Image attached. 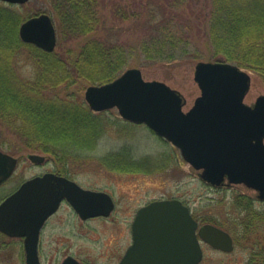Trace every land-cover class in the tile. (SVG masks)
Here are the masks:
<instances>
[{
    "label": "trees",
    "instance_id": "obj_1",
    "mask_svg": "<svg viewBox=\"0 0 264 264\" xmlns=\"http://www.w3.org/2000/svg\"><path fill=\"white\" fill-rule=\"evenodd\" d=\"M189 1L50 0L59 33L54 51L22 41L18 30L28 17L19 5L0 1V147L62 159L93 148L102 122L78 94L87 85L111 81L132 64L221 58L264 81V0H207L208 12L200 19L180 9ZM41 8L39 13L48 10ZM129 19L143 31L134 32L139 34L135 41L119 35V23ZM90 33L95 35L78 50L66 45ZM23 51L32 58L35 78L18 72Z\"/></svg>",
    "mask_w": 264,
    "mask_h": 264
},
{
    "label": "water",
    "instance_id": "obj_2",
    "mask_svg": "<svg viewBox=\"0 0 264 264\" xmlns=\"http://www.w3.org/2000/svg\"><path fill=\"white\" fill-rule=\"evenodd\" d=\"M23 4L29 0H1ZM46 12L33 15L20 26L22 41L33 43L47 51H54L58 43L57 27ZM195 80L201 89L193 106L185 110L186 96L160 80H146L139 67H129L111 81L90 84L85 99L91 110L103 111L116 107L120 115L135 123H145L156 133L179 147L188 163L201 171V177L220 184L225 177L230 182H244L260 191L264 198V94L253 105L245 102L251 88L252 74L239 65L224 60H200L196 64ZM36 163L46 155L29 153ZM19 157L0 148V185L14 173ZM67 198L77 212L86 216L84 208L94 204L87 214H108L114 207L106 192L85 189L67 176L45 172L25 180L14 192L0 202V231L13 237H24L26 264H41L39 235L47 218ZM181 206L178 200L155 201L150 206ZM189 215V213H188ZM138 220V219H137ZM135 220V228L138 221ZM193 225V257L178 259L173 250L154 252L156 259L133 261L128 257L119 264H196L202 250ZM216 230V238L204 235L207 229ZM215 246L220 235L229 234L206 225L200 231ZM138 239L136 237V242ZM62 264H81L69 256Z\"/></svg>",
    "mask_w": 264,
    "mask_h": 264
},
{
    "label": "rangeland",
    "instance_id": "obj_3",
    "mask_svg": "<svg viewBox=\"0 0 264 264\" xmlns=\"http://www.w3.org/2000/svg\"><path fill=\"white\" fill-rule=\"evenodd\" d=\"M125 1L134 2V0ZM208 3L207 0H191L180 9L185 11L187 16H196L200 19L202 14L208 12ZM41 7L48 9L49 11L44 12L53 17L50 0H30L19 5L18 8L23 16L29 17L39 13L38 9H42ZM142 16L144 18L143 14ZM54 21L57 26L55 19ZM119 25L120 38L135 41L138 39L135 35L143 32L135 26L134 20L122 21ZM94 35L95 33H90L67 42L66 45L78 50ZM202 50L207 51L204 47ZM21 55L18 64L20 76L25 79L35 78V65L30 54L23 51ZM200 60L210 59H184V61L150 63L143 66L132 64L128 68L139 67L146 80H160L181 91L187 98L184 109L188 110L201 93L194 74L196 64ZM214 60L216 59L210 61ZM247 71L252 74V83L245 102L252 105L258 96L264 94V81L255 71L250 69ZM87 86L78 94L79 100L85 99ZM59 95L70 97L66 90H59ZM94 114L100 117L103 132L98 139H95L93 148L79 150L74 153L73 158L68 159L56 158L55 155L45 152H35L46 155L47 159L42 163L31 161L28 150L13 154L18 156L20 161L14 174L0 185L1 202L25 180L51 171L66 175L85 187L109 191L115 196L117 201L115 213L109 218H97L87 223L75 218L68 207L62 208L44 231V241L41 245L44 264H58L67 254L75 255L88 264H116L121 237L118 221H121L122 217H131L132 210L146 199L163 194L191 199L194 206L211 211L230 230L236 232L234 223L226 222L234 215V205L238 200L237 186L232 185L227 188L210 186L200 176V170L182 157L179 147L160 137L144 123L125 120L116 107ZM258 206L264 207L259 203ZM256 225L254 230H248L244 235L247 240L236 244L232 252L223 253L208 248L204 264H264V225L260 223ZM23 246L24 240L21 237L8 236L0 231V264H25Z\"/></svg>",
    "mask_w": 264,
    "mask_h": 264
},
{
    "label": "flooded vegetation",
    "instance_id": "obj_4",
    "mask_svg": "<svg viewBox=\"0 0 264 264\" xmlns=\"http://www.w3.org/2000/svg\"><path fill=\"white\" fill-rule=\"evenodd\" d=\"M205 182L210 184V186H215L219 188H227L231 187L232 185L237 186L238 190L236 191V199L238 200H236L237 204L234 205V215L232 216V218H229L230 220L228 222H226L227 224L234 223V226L236 227L235 233L230 230L229 227H227L223 221H220L219 218L216 217V215L211 213V211L194 206L191 202V199H182L179 198V196L172 194H163L158 197L153 196L151 198L146 199L142 204L132 210L133 212L131 217H122L121 221H118L120 222L121 227V237L119 252H117L119 258L116 264H119V262L126 257L133 261L141 262L145 259L154 260L156 259L154 255L156 254L157 250H160L161 252H167L172 250V245L173 250L176 252L173 257L176 256L178 259L186 258L187 260L188 258L192 259L193 225H191L188 220H192V223L193 221H196L197 223L195 227V233L202 250V257L196 264H204L206 259V250L208 248L223 253L232 252L235 249L234 246H236V244H239L240 241L247 240V237L244 235H246L248 230H254V228L257 226L256 224L258 223L264 225V207L260 208L258 206V203L264 206V198L261 197L259 190L247 185L244 182H230L228 177H226L220 184H212L207 181ZM80 185L86 189L101 190L85 187L82 184ZM101 191H104L109 196H111L114 202V207L109 211L108 214H87L95 209L94 204H92V202L90 201V204H87L84 208L83 213H86V216H84L79 213V211L77 212L76 208L67 198H64L60 203L59 209L48 217L39 235L40 238L38 246L41 264H44L41 256V245L44 241V231L48 227V224L53 220L57 213L61 211L62 208L68 207L70 213L73 214L75 218L79 219L81 222L84 223H87L97 218H109L113 213L116 212L115 210L117 209V201L115 199V196L109 191ZM174 199L178 200L181 203V206H150V204L155 201ZM135 220L138 221L137 229L135 228ZM206 225H211L212 227L221 229L224 232L228 233L229 237H231L232 239L233 247L231 249H227L228 241L226 237H223V235H220L218 240L219 243H222L221 245L223 246L219 247L212 244L206 238H203L200 231L202 227ZM203 233L209 239L213 238V236H215L216 238L217 236L216 230H214L213 228L207 229ZM136 237L138 239L137 243H135ZM69 256H73L82 264H88L86 262H83L75 255L71 254H67L66 256H64L60 260V262H58V264H62L65 259Z\"/></svg>",
    "mask_w": 264,
    "mask_h": 264
}]
</instances>
